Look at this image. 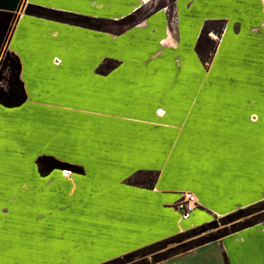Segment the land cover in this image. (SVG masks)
Listing matches in <instances>:
<instances>
[{
    "label": "crops",
    "instance_id": "obj_1",
    "mask_svg": "<svg viewBox=\"0 0 264 264\" xmlns=\"http://www.w3.org/2000/svg\"><path fill=\"white\" fill-rule=\"evenodd\" d=\"M20 1L0 0V11L17 12ZM108 1L24 0L95 18L108 16ZM193 13L194 21L201 20ZM161 16L109 38L19 12L6 47L19 58L26 101L15 108L0 105V258L27 257L29 241H56L58 250L72 251L70 257L87 248L92 260L81 264H98L263 195L253 190L246 153H218L216 159L203 154L199 144L212 138L221 148L220 139L231 138L219 131L220 123L182 120L200 108L190 111L172 98V78L161 62L173 59L176 46L163 39L162 24L154 25ZM137 31L144 34L140 43L133 40ZM108 60L119 65L100 73ZM43 155L83 173L53 170L41 176L36 159ZM139 172L156 174L152 187L127 183ZM183 192L197 198L198 209L187 220L174 208ZM35 251L44 255L40 247ZM156 264H264V227L254 225Z\"/></svg>",
    "mask_w": 264,
    "mask_h": 264
},
{
    "label": "rangeland",
    "instance_id": "obj_2",
    "mask_svg": "<svg viewBox=\"0 0 264 264\" xmlns=\"http://www.w3.org/2000/svg\"><path fill=\"white\" fill-rule=\"evenodd\" d=\"M23 3L25 4L24 0L19 2L18 15L23 9ZM108 10V16L105 18L85 17L94 20L90 24L94 28L91 30L103 31L109 38L142 25L154 15L162 14L161 22L159 17L154 18V25L162 24L165 27L164 31L166 30L163 39L170 37L176 46L173 59L167 57L170 60L163 59L161 62L166 65L167 73L172 78L170 87L172 98L179 97L178 104L187 107L190 111L193 110V106L200 108L197 113L189 112L182 120H195L191 118L193 116L198 121L202 120L206 127L218 122L223 126L219 129L221 133L227 132L232 135L230 139L227 136L226 139H220L221 148L213 143L212 138L207 140V143L199 144V147L203 148V154L209 153L215 158L218 153L224 155L234 153L237 156L246 153L250 157L249 162L246 163L251 167L253 190L262 189L263 195L253 204L241 208L251 210L246 216L236 219L233 223L249 220L256 221V225L264 227V0H122V2L111 0L108 1ZM191 11L195 12L193 15H201L199 17L201 20L194 21L195 18L189 15ZM188 21H191V28L195 25L192 30L190 26L187 27ZM212 21H220L218 24H211L212 31L208 34L217 47L210 64L205 66L195 53L194 46L202 26ZM152 23L150 19L148 25ZM220 26H223V30L218 37L213 30H219ZM143 38L142 31H137L133 35L134 42L140 43ZM138 43H136L137 46ZM165 44L170 45V40L167 39ZM157 49L159 46H156ZM0 56L2 57V54ZM118 65V61L108 60L101 71L110 72ZM109 67L112 68L108 71ZM150 67L151 74L158 69L157 65ZM167 86H170V83ZM207 131H211V128ZM207 145L210 150H207ZM135 175L134 181L150 180L149 176L145 178L142 175ZM196 208L198 209L197 206ZM190 215L181 214L180 216L182 220H187ZM214 216L216 215L209 214L208 221H211ZM91 219L98 220L94 215H91ZM220 228L222 227L217 229ZM202 235L204 233L188 240ZM29 245L27 257L0 258V260L6 259L11 264H37L36 262H39L38 264H81V262L89 263L92 260L89 252H86L87 248H83L82 252L76 256L70 257L68 253L72 251L58 250L59 244L56 241H29ZM172 246L168 245L155 252H165ZM36 247L43 249V256H34ZM145 258L147 262H150L151 255ZM141 259L143 258L135 257L122 264H135Z\"/></svg>",
    "mask_w": 264,
    "mask_h": 264
},
{
    "label": "trees",
    "instance_id": "obj_3",
    "mask_svg": "<svg viewBox=\"0 0 264 264\" xmlns=\"http://www.w3.org/2000/svg\"><path fill=\"white\" fill-rule=\"evenodd\" d=\"M23 13L29 16L43 18L51 21H56L64 24L81 26L87 29H94L90 25L94 20L62 12L58 10L48 9L45 7L23 3ZM17 12H2L0 11V105L6 108H15L21 106L26 101V93L23 83L20 79L21 64L15 54L6 50L11 32L15 23L18 20ZM220 21L206 22L200 31L194 50L201 63L208 66L215 53L217 44L209 38L208 34L212 31L211 24H218ZM223 26L219 30H213L219 37L222 34ZM5 49V50H4ZM104 68V65L99 68V72ZM112 67H109V71ZM106 70V71H107ZM100 73H103L101 71ZM36 166L41 176L48 175L53 170L69 171L74 174H82L83 171L79 166L56 160L50 156H39L36 159ZM138 175L148 176L150 180L134 181L135 176L127 180L129 185L152 187L155 182L156 174L153 172H139ZM251 209H240L222 216H214L211 221L206 222L193 229H189L173 235L167 239L158 241L144 248L129 252L121 257L104 262L103 264H122L135 257L143 258L135 264H156L163 262L171 257L182 255L190 250L205 245L210 242L217 241L227 235L242 231L246 228L256 225V221L244 220L243 222L233 223L236 219L247 215ZM229 224V226H227ZM222 227L217 229L218 227ZM216 229L215 231H213ZM199 238L188 240L194 236L201 235ZM188 240V241H186ZM186 241V242H184ZM168 245H173L165 252L156 253L161 248L164 249ZM156 251V252H155ZM155 253V254H154ZM151 255L150 262L145 260L146 256Z\"/></svg>",
    "mask_w": 264,
    "mask_h": 264
},
{
    "label": "built area",
    "instance_id": "obj_4",
    "mask_svg": "<svg viewBox=\"0 0 264 264\" xmlns=\"http://www.w3.org/2000/svg\"><path fill=\"white\" fill-rule=\"evenodd\" d=\"M197 198L190 192H183L175 204L177 211L184 216H189L196 210Z\"/></svg>",
    "mask_w": 264,
    "mask_h": 264
}]
</instances>
